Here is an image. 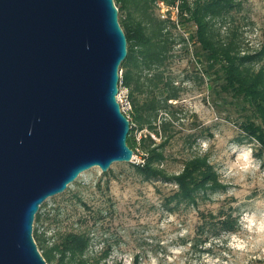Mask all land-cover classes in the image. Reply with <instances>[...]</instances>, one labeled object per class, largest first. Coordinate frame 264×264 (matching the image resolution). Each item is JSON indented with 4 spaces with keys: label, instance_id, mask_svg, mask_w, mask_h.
Returning <instances> with one entry per match:
<instances>
[{
    "label": "rangeland",
    "instance_id": "rangeland-1",
    "mask_svg": "<svg viewBox=\"0 0 264 264\" xmlns=\"http://www.w3.org/2000/svg\"><path fill=\"white\" fill-rule=\"evenodd\" d=\"M235 1L238 5L230 17L224 25H218L220 33L230 34L233 30L242 49L255 47L264 30V0ZM157 4L155 13L165 18L167 6ZM127 11H119L118 19ZM130 11L138 16L136 9L131 7ZM175 13V7L171 8L172 19ZM191 29L190 25L177 24L174 33L187 36ZM184 45L175 44L160 70L163 79H170L178 92L177 99L168 100L177 109V119L172 126L173 136L164 146L163 166L177 172L193 154L206 155L223 187L200 191L193 202L187 203L169 200L176 189L173 182L144 179L130 162H112L104 172L93 166L40 205L41 219L33 221V229L38 228L47 243L67 231H88L91 244L86 257L89 261L99 259V264L264 262V161L255 154V143L237 142L242 135L237 115L215 104L205 79L200 82L196 78L191 54L185 51L192 45ZM118 73L120 76L121 69ZM127 93L128 89L118 81L117 100L131 121ZM142 97L138 94L139 99ZM198 130L202 136L195 141L187 137ZM141 132L146 129L135 131L136 137ZM141 160L136 148L132 162ZM221 209L232 212L236 227L214 235L210 224H203L201 214H215Z\"/></svg>",
    "mask_w": 264,
    "mask_h": 264
},
{
    "label": "water",
    "instance_id": "water-1",
    "mask_svg": "<svg viewBox=\"0 0 264 264\" xmlns=\"http://www.w3.org/2000/svg\"><path fill=\"white\" fill-rule=\"evenodd\" d=\"M114 0H0V264H48L40 204L80 172L130 162Z\"/></svg>",
    "mask_w": 264,
    "mask_h": 264
},
{
    "label": "trees",
    "instance_id": "trees-1",
    "mask_svg": "<svg viewBox=\"0 0 264 264\" xmlns=\"http://www.w3.org/2000/svg\"><path fill=\"white\" fill-rule=\"evenodd\" d=\"M158 2L167 6L165 18L155 13ZM114 3L118 12L128 10L125 17L118 19L127 41V54L118 70L121 69L119 82L128 89L131 105L132 120L126 142L133 153L136 148L141 153V161H130L135 171L144 179L161 178L173 182L176 189L169 200L189 203L200 191L223 187L206 155L193 154L184 160L177 172H169L163 166L164 146L173 136L172 126L177 119V109L168 100L177 99L178 92L170 79H163L160 70L178 42L192 45L191 49L185 47V51L191 54L196 78L200 82L205 79L215 104L237 115L239 121L236 122L242 131L237 142L255 143V154L264 161V30L262 40L255 47L242 49L234 39L235 31L220 33L219 27L225 24L238 2L114 0ZM131 7L137 10V17L131 13ZM174 7L176 16L172 19L170 12ZM177 24L190 25L192 29L187 36H177L174 33ZM138 94L143 97L139 99ZM143 129L146 132L136 137L135 131ZM201 136L199 130L187 134L192 141ZM201 217L203 224H210L214 235L235 230L237 219L231 211L221 209L215 214L202 213ZM40 219L37 211L34 221ZM33 237L48 264H99V259L89 261L86 257L91 244L88 231H67L47 243L35 227Z\"/></svg>",
    "mask_w": 264,
    "mask_h": 264
},
{
    "label": "built area",
    "instance_id": "built-area-1",
    "mask_svg": "<svg viewBox=\"0 0 264 264\" xmlns=\"http://www.w3.org/2000/svg\"><path fill=\"white\" fill-rule=\"evenodd\" d=\"M161 4H163V3L161 2Z\"/></svg>",
    "mask_w": 264,
    "mask_h": 264
}]
</instances>
